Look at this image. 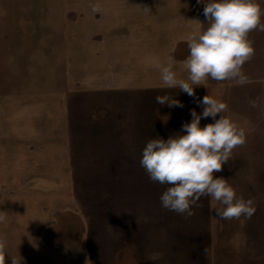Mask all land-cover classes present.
<instances>
[{
  "label": "rangeland",
  "instance_id": "obj_1",
  "mask_svg": "<svg viewBox=\"0 0 264 264\" xmlns=\"http://www.w3.org/2000/svg\"><path fill=\"white\" fill-rule=\"evenodd\" d=\"M203 2L0 0V234L21 264H264V31L249 34L247 84L209 78L194 96L161 86L170 55L186 79L188 37L209 26ZM164 95L183 107L159 105ZM206 95L246 130L214 176L254 200L251 219H220L209 196L191 217L167 210L170 185L140 165L147 142L186 134ZM68 129L67 178L58 141ZM51 201L74 209L55 213Z\"/></svg>",
  "mask_w": 264,
  "mask_h": 264
},
{
  "label": "clouds",
  "instance_id": "obj_2",
  "mask_svg": "<svg viewBox=\"0 0 264 264\" xmlns=\"http://www.w3.org/2000/svg\"><path fill=\"white\" fill-rule=\"evenodd\" d=\"M198 2L204 3L203 0ZM142 9L145 13L151 12L148 6ZM203 14L209 26L193 32L187 40L189 55L182 62L186 79L177 75L174 70L177 61L170 55L167 64L160 66L162 87L179 88L194 96V88L205 85L209 78L234 81L241 86L248 83L243 65L251 60L255 51L249 34L255 30L264 31V8L257 0H210L205 3ZM156 102L183 107L168 95L157 96ZM199 103L204 106L203 112L197 114L192 110L191 123L182 125L186 134L147 142L140 165L151 181L170 185L160 197L162 207L167 210L191 217L193 206H202L198 204L200 198L209 196L223 206L215 208V215L220 219L242 216L251 219L256 211L254 200L238 197L227 179L214 176L231 160L234 148L246 143V130L233 119L221 115L227 110L226 103L209 95ZM249 104L258 107L257 100H250ZM217 114H220L219 119H216ZM208 117L215 122L201 127V119ZM6 220L7 213L0 211V223ZM6 248V236L0 234V264H5L6 256L11 264H21L22 258L9 255ZM86 264L91 261L86 260Z\"/></svg>",
  "mask_w": 264,
  "mask_h": 264
},
{
  "label": "crops",
  "instance_id": "obj_3",
  "mask_svg": "<svg viewBox=\"0 0 264 264\" xmlns=\"http://www.w3.org/2000/svg\"><path fill=\"white\" fill-rule=\"evenodd\" d=\"M60 144L62 143V146L63 147H58L59 149H62L63 152H64V160L62 164H64V168H66L67 172H66V175H67V178L68 176H71L72 173L70 174V166H71V156H70V153H71V138H70V134H69V129L68 131L65 133V135H63V137H61V139L58 141ZM61 160V161H62ZM69 186V184H68ZM69 192H72V191H69ZM73 202H59V201H51L49 203L46 204V207L45 208H49V209H52V210H55L54 212L57 213V212H65L66 210L68 209H74L73 208V205H72ZM59 210V211H58ZM85 245V244H84ZM56 249L60 248L62 250H64V248L62 247H55ZM84 248L85 246H83V244L79 247V254L82 256L84 253ZM50 249V247L48 248ZM53 249V248H52ZM57 264H59L60 262L56 261Z\"/></svg>",
  "mask_w": 264,
  "mask_h": 264
}]
</instances>
